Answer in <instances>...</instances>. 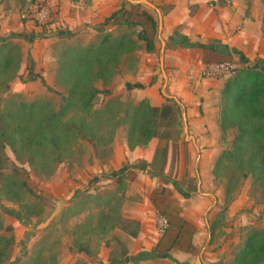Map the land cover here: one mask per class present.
I'll return each instance as SVG.
<instances>
[{
	"label": "crops",
	"instance_id": "1",
	"mask_svg": "<svg viewBox=\"0 0 264 264\" xmlns=\"http://www.w3.org/2000/svg\"><path fill=\"white\" fill-rule=\"evenodd\" d=\"M10 1L9 7L0 5L1 36L10 31L5 25L6 13L13 17L18 15L16 4ZM132 1L134 3L125 0H28L29 8L37 9L35 17L39 21L38 4L45 7V24H48L45 29L53 32L45 35L43 40L45 67L41 66L39 70L41 73L42 68L45 70L42 79L37 76L40 82H45L43 99L54 102L53 94L61 96L65 92L56 80L58 58L55 52L61 45L63 51L64 46L86 47L95 43L99 28L115 35L129 32L127 27L114 22L120 11L126 12L133 21L141 22L143 28L151 32V23L143 18L147 13L158 22L155 51L147 52L145 44L141 43L142 48L123 61L111 86L97 84L99 97H103L100 109L113 99L135 105L148 101L152 107H162L167 98L160 89L167 83L169 96L175 98L186 113V134L180 138L175 157L168 152L164 172L169 175L175 163L174 176L180 184L184 179L196 178L195 194L181 189L168 178L151 175L150 165L154 163L159 146L164 144L158 139L131 151L125 136L121 142H114V154L109 162L94 159L95 165L102 167L100 173L111 167L119 168L124 163L142 164L125 172L128 173L126 181L131 183L126 194L131 204L125 205L121 215L125 221L139 224L137 237L121 233L128 244L126 256L119 259V254L114 258L103 248L98 256L99 264H235L236 254L248 233L251 230L264 233V204L253 197L251 180L243 181L229 200L226 185L213 175L217 160L230 149L235 131L223 135L220 127L221 93L227 78H208L203 73L209 64L220 62H232L238 67L253 65L264 71V3L262 0H145L162 15L160 32L158 13L137 3L143 0ZM29 24L21 23L22 27ZM58 31L62 33H56ZM35 48L33 45L27 53L23 50L21 74L27 64L34 66L28 56L32 54L36 62ZM33 83L25 84L24 93L21 92L24 98V94L36 85ZM143 165L150 173L143 172ZM62 167L63 164L51 179L53 184L47 186V193L58 200L63 198L59 193L60 186L69 190L77 186L74 181H68L65 173L60 175ZM65 167L69 171L70 163ZM93 169L87 166V171L96 175L97 171ZM130 171L141 175L129 180ZM151 177L171 182L175 189L170 190L174 193L166 185L159 188ZM79 178L82 181L83 174L75 175L76 180ZM161 211L171 223L165 234L157 227ZM219 211L221 218L218 220L215 215ZM216 221L221 224V235L215 233Z\"/></svg>",
	"mask_w": 264,
	"mask_h": 264
},
{
	"label": "trees",
	"instance_id": "2",
	"mask_svg": "<svg viewBox=\"0 0 264 264\" xmlns=\"http://www.w3.org/2000/svg\"><path fill=\"white\" fill-rule=\"evenodd\" d=\"M38 7L39 11L45 10L43 5L38 4ZM143 18L151 23V32L146 31L141 22L133 21L126 12L120 11L114 22L127 27L129 32L115 35L99 28L95 43L63 49L56 70L57 84L65 91L60 96L59 106L45 99L26 101L21 88L8 94L9 99L0 105V199L22 204L34 193L26 167L39 177L52 179L60 165L70 162L83 141L92 144L97 159L109 162L119 129L125 130L131 151L147 146L153 139L167 143L180 140L183 108L176 100L166 99L162 107H152L148 101L135 105L113 99L103 109L95 108L99 82L105 87L111 86L123 61L141 49V43L145 44L147 52L155 51L158 22L147 13ZM139 27L142 28L140 31L137 30ZM38 37H32L30 41ZM11 41L0 38V95L6 94L11 84L20 79L23 51ZM220 110L223 135L234 130L235 136L230 149L217 160L213 175L226 185L229 200L243 181L251 180L253 197L264 204V71L253 65L234 70L224 84ZM167 149L157 150L154 163L150 165L153 177L162 175ZM116 182L121 188L118 191L126 196V176L116 177ZM90 200L93 201L86 194L76 206L81 209ZM116 200V193L106 197V209L98 214L90 227L94 233L116 234L113 235L115 241L123 246L117 232L135 238L139 224L123 219L121 202ZM160 215L168 219L170 229L166 213L161 211ZM85 236L77 235L71 250L93 257L90 242L84 241ZM15 244L13 229L5 225L0 206V264L11 259ZM109 246L107 243L106 247ZM127 251L125 246L119 259L125 257ZM112 261L116 262L115 259ZM26 264H58V259L45 248V251L35 252ZM235 264H264V233L257 230L248 233L236 254Z\"/></svg>",
	"mask_w": 264,
	"mask_h": 264
},
{
	"label": "rangeland",
	"instance_id": "3",
	"mask_svg": "<svg viewBox=\"0 0 264 264\" xmlns=\"http://www.w3.org/2000/svg\"><path fill=\"white\" fill-rule=\"evenodd\" d=\"M5 1L6 0H1L0 5L4 4L9 7L10 0H7V2ZM10 2L16 4V11H18V13L16 14L18 15H16V17H13L14 15L10 16L9 13H6V19H4L5 25L9 28L10 31L7 34H3L2 36L0 35V38L9 39V41L12 40L11 42L18 44L22 48V51L24 50L26 51V53L28 50H31V48H33V45H35V49L37 50L35 56L37 57V59L35 62L32 54L31 56H28L29 59H32V61L34 62V66L27 64L22 74L20 73L21 71H19V77L21 80L17 79L15 82H13V84H11L9 91L6 94L0 95V105L3 104L4 100L9 99L8 94L12 91H16L17 89L21 88V92L24 93V86L29 82H34L33 84L36 83V85L29 89L26 94H24V99L30 102L39 100V98H45V94H43V92L45 91V82H40L45 69L42 68V73L39 69H41V66L45 64V45L43 44V40H45V35H52L53 33L45 29V21H39L36 19L35 15L37 14V9L31 10L29 8L31 4L28 2V0H11ZM28 22L30 23L28 27H22L21 23L25 24ZM36 24L43 26L39 28V26H36ZM56 33L62 32L58 31ZM35 36L40 37L30 41V38L32 39V37ZM65 47L66 46H64L63 49ZM59 50H56L55 52L56 58L58 59L59 57L57 56L60 52H62V49L60 51ZM37 76H39L41 79H38L39 77ZM30 79H33V81H27ZM163 85L164 84L161 85V92H163ZM165 91L168 95H170L167 89ZM53 95L54 103L59 106L61 100L60 95ZM102 99L103 97L98 96L95 105L96 109H100L99 105ZM185 134L186 133L184 130L183 120V134L181 136V139L183 136H185ZM125 136V130L119 129L116 135L115 142H121L122 140H124ZM179 141L175 142L173 140L168 143L166 141H163L164 144L159 146V149L162 150L168 148V152H171L173 157H175L176 153L179 150ZM119 146L121 147V144ZM7 153L14 163V158L10 150H8ZM95 158L97 159L92 144L87 141H83L76 148L75 155L69 162L71 163L69 171L66 170V164H63L60 175L63 176V174L65 173L64 175H66L68 181H74L77 186L75 187V189L73 188L71 190H69L68 187L60 186L59 193L63 195V198L61 200H63L64 206L62 207L60 214L52 221L50 226L47 229L39 231L37 227L44 223L50 217V215L56 208L55 202L59 201L60 199L58 200L47 193L48 184H53L51 182V179L46 180L45 178L39 177L26 167L28 173V181L30 187L34 191L33 195H28L22 204H13L0 199V206L4 223L7 227H11L13 229V234L16 240L12 257L6 264H26L35 252L40 249L45 251V248L48 254L57 257L58 264H99L98 256L101 254L103 248L106 249L107 253L113 254L115 258L119 256L125 246L127 247L128 244L126 240L121 236L124 234L117 232L118 239L125 244L123 246H120L115 241V236H113L116 234L109 233L106 234V236L100 233H94L93 229L90 226L92 223L96 222L98 214L106 209V197L108 195H111L112 193H116V201L121 202V215H123V208L126 207L125 205L131 204V202H128L127 196H122L121 190L118 191V189L121 188L117 187L116 177L123 175L126 176L128 173L125 172L129 168L137 167L138 165L142 164L132 165L130 163H124L119 168L111 167L109 170H107V172L100 173L99 170L102 167L95 165ZM87 166L94 167L93 171H97V174L91 175L90 172L87 171ZM157 167L159 168L160 166ZM142 170L144 173H150V170L146 165ZM164 170L162 171L161 176L170 179L171 181H173V183H177V185H179L181 189L186 188L190 193H196V178H191L189 180L184 179L180 184V182L177 181L178 177L174 176L176 171L175 163L172 164V171L169 173V175L165 174ZM156 172L157 171H155L154 173ZM80 173L83 174L82 181L80 178L78 180L75 179V175ZM129 173L131 174L129 176V180L132 176L137 177L138 175H141L140 172L135 171H130ZM151 180L157 183L159 188H163L164 185H166L170 192V189L174 188L171 182L166 183L163 180L154 179L153 177H151ZM55 185V187L58 186V184ZM126 185L129 187L131 183L126 181ZM127 189L129 190V188ZM86 194H89L93 201L90 200L85 206L81 207L80 209L78 206H76L77 202L81 199V197L86 196ZM220 213L221 212L219 211L218 214L215 215V219L219 220V218H221ZM220 225L221 224L218 225L217 223V227H215V233L218 232V235H221L222 233V229H219ZM77 235H87L85 236L84 241L90 242V250L93 254V257H87L85 254H78L71 250L74 238ZM107 243H110V246L108 248L106 247Z\"/></svg>",
	"mask_w": 264,
	"mask_h": 264
},
{
	"label": "built area",
	"instance_id": "4",
	"mask_svg": "<svg viewBox=\"0 0 264 264\" xmlns=\"http://www.w3.org/2000/svg\"><path fill=\"white\" fill-rule=\"evenodd\" d=\"M40 20L45 21V18L47 17V13L45 10L40 12ZM238 66L235 63L232 62H220V63H214L210 64L205 68L204 76L208 78H227L229 77L234 70H236ZM157 227L160 233L165 234L169 229V222L168 219L163 216L159 215L157 218Z\"/></svg>",
	"mask_w": 264,
	"mask_h": 264
},
{
	"label": "water",
	"instance_id": "5",
	"mask_svg": "<svg viewBox=\"0 0 264 264\" xmlns=\"http://www.w3.org/2000/svg\"><path fill=\"white\" fill-rule=\"evenodd\" d=\"M125 1H127L129 3H134V1H132V0H125ZM137 3L145 4V5H147L148 7H150L151 9L155 10L158 13V17H159V31L161 32L162 31V20H163V18H162V15H161L160 11L154 5H152L151 3H149V2H147L145 0L137 1ZM164 50L165 49L163 47L162 54H164ZM162 64H163V58H162ZM163 75H164L165 80H166V75H165L164 70H163ZM166 89H167V83H165V85L163 87V92L162 93H163L164 97L167 98V99L175 100V98H173L172 96L167 95V93L165 91ZM182 116H183L184 123H186V113L184 112ZM184 130L187 131V127L186 126H185ZM155 176L157 178H163L161 175H155ZM55 203H56L55 210L53 211V213L50 215V217L44 223H42L40 226L37 227L38 231L39 230H43V229H47L50 226V224L52 223V221L60 214L61 209L64 206V202H63V200H59V201H56Z\"/></svg>",
	"mask_w": 264,
	"mask_h": 264
}]
</instances>
